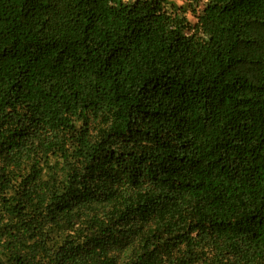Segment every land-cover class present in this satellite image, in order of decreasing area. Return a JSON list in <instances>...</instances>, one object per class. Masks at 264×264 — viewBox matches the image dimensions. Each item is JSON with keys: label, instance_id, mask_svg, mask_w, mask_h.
I'll return each instance as SVG.
<instances>
[{"label": "trees", "instance_id": "trees-1", "mask_svg": "<svg viewBox=\"0 0 264 264\" xmlns=\"http://www.w3.org/2000/svg\"><path fill=\"white\" fill-rule=\"evenodd\" d=\"M0 264H264V0H0Z\"/></svg>", "mask_w": 264, "mask_h": 264}, {"label": "rangeland", "instance_id": "rangeland-1", "mask_svg": "<svg viewBox=\"0 0 264 264\" xmlns=\"http://www.w3.org/2000/svg\"><path fill=\"white\" fill-rule=\"evenodd\" d=\"M173 2H175L176 4H182L184 2V0H171Z\"/></svg>", "mask_w": 264, "mask_h": 264}]
</instances>
